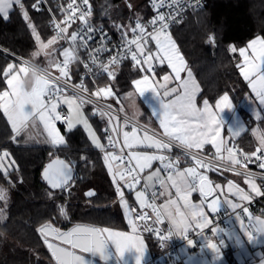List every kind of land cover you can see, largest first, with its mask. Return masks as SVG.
Segmentation results:
<instances>
[{
    "label": "snow or ice",
    "instance_id": "snow-or-ice-1",
    "mask_svg": "<svg viewBox=\"0 0 264 264\" xmlns=\"http://www.w3.org/2000/svg\"><path fill=\"white\" fill-rule=\"evenodd\" d=\"M44 2L45 0H35L31 8L39 11ZM178 2L179 0H172V4ZM151 3L154 9L159 10L165 6L166 0H151ZM14 5L19 6L38 45L33 57L42 55L46 66H33L30 61H23L19 68L13 64L0 68V80L7 85L5 90L0 91V110L15 133L11 139L14 140L30 126L35 127L39 123L47 133L44 142L60 150L66 146V139L57 128V122L66 125L68 133L82 126L91 144L103 154V162L112 177L118 203L131 228L129 233L110 228L75 225L64 232L55 228L52 222H46L38 231L51 250L56 264H96V258L107 262L110 256L115 255L122 259L125 253H134V264H143L145 245L142 233L145 232L157 235L161 241L176 232L185 238L189 232H196L202 240V251L206 247L218 253L217 244L208 242L209 238L204 235V230L211 226L213 235L226 232L229 239L239 244L242 238L235 227L227 230L215 227L205 211L207 208L211 213H217L222 203L218 193H224L221 184H214L209 179L207 171L219 172L221 175L225 171L233 172L244 178V183L252 194L257 197L264 195L256 182L257 175L264 182V171L253 173L249 169L250 163H256L260 170H264V130L253 129L258 146L251 153L229 146L228 141L222 138V121L214 112L213 106L208 100H204L203 107H197L196 94L199 86L192 78V73L188 71V79L181 77V72L186 69V62L167 31L173 22L168 15L157 11L148 21L136 15L127 25H114L120 32V43L110 50V39L103 32V27L95 26L91 22L90 0H67L65 5L59 6L58 11L63 19L57 21L53 18L50 21L55 34L46 42L32 24L22 0H0L2 18L9 17ZM128 6L132 7L131 4ZM97 36L100 37L99 43L92 47ZM211 39L209 37L210 41ZM64 44L68 46L64 47ZM150 44L153 46L150 47ZM81 50L86 53V60L81 58ZM230 50L233 53L238 51L243 58L237 67L249 82L260 104L264 105V37L257 36L246 47H232ZM103 53L109 54L106 62L101 57ZM128 60L132 62L133 71L143 75L131 81L135 86L134 92L125 93L124 98L130 99L135 92L143 96L146 91H151L157 102L152 108V116L159 121L162 132L138 125L127 117L123 118L121 124L119 112L124 111V108L113 109L110 103H106L103 107L94 106L92 112L93 116L99 115L106 124L102 137L98 136L89 123V118L84 115V106L96 105L107 98L117 100L118 93L114 90L117 69ZM77 63L83 65L85 76L96 75L91 67L95 66L98 72L109 78L107 84L104 87L94 85L93 91L85 84L83 76L79 83H70L74 75L72 65ZM165 64L172 74H164L160 80L155 79L159 66ZM173 81L179 83L172 87ZM69 90L71 95L68 94ZM63 106L67 107L66 118L61 115ZM231 107L227 94L215 105L221 111ZM257 119L262 117L257 115ZM125 127H130L131 130H124ZM242 128L243 125H238L230 131L233 136H238ZM102 138L106 143H102ZM206 145L214 148L210 156L204 155ZM173 146L182 150V157L171 155ZM53 155L54 153H50V159ZM82 159L87 163V157ZM155 164L159 166L154 167ZM17 170L11 153L0 150V175L8 179ZM42 178L51 189L64 192L70 188L74 179L73 162H66L59 157L51 159L44 168ZM138 185H141L139 190ZM125 189L135 191L136 201L142 211L136 212L130 206L125 197ZM193 193H199V203H193ZM227 193L240 201L234 202L226 195L223 199V203L236 214L241 228H244L243 219L236 210L242 209L252 219L251 213L247 207H243L242 202L251 201L253 195L232 180L227 181ZM68 194L71 195L70 192ZM85 195L94 197L96 193L90 190ZM49 198L54 199V194L49 192ZM160 199L164 202L157 203ZM0 202L7 207V191L3 187H0ZM145 209H150L151 215ZM58 210L61 216L67 218L63 205L58 206ZM0 216H3L2 209ZM165 221L168 223V236L160 235L163 228L157 227ZM255 221L252 226L259 235L247 232V241L258 245L264 243L260 239V236H264V219L256 217ZM49 237L59 243H53ZM187 244L192 245L193 241L188 239ZM183 251L182 248L181 252ZM191 259L190 256L189 260ZM202 264H209V261L203 260Z\"/></svg>",
    "mask_w": 264,
    "mask_h": 264
},
{
    "label": "trees",
    "instance_id": "trees-1",
    "mask_svg": "<svg viewBox=\"0 0 264 264\" xmlns=\"http://www.w3.org/2000/svg\"><path fill=\"white\" fill-rule=\"evenodd\" d=\"M32 1L22 0V3L42 40L46 41L53 36L48 15L43 11H34L30 6ZM90 3L94 19L106 25L114 36L120 35L116 27L107 23V19L111 18L108 13L112 14L108 9L110 0H90ZM139 5L140 17L151 16L146 0ZM27 23L19 6H13L7 19L0 14V44L25 58L33 55L36 46ZM169 33L199 81L201 90L198 99L206 98L214 104L222 94H228L248 125L236 139V145L243 152L254 151L257 140L252 127L257 125L264 130V116L257 119L248 107L252 99L257 109L249 85L237 67L239 54L230 49L231 45L238 48L256 35L264 37V0H207L204 7L191 10L181 22L174 24ZM209 37H212L211 41ZM11 60L0 52V68L6 67ZM167 71L165 65H160L156 76L160 77ZM141 75L143 73L133 71L131 64L121 65L114 89L118 98L130 91L131 81ZM98 83L102 85L104 80L98 79ZM5 87L6 82L0 80V91ZM119 100L114 101L121 107ZM84 110L97 135L102 137L104 122L97 115H92L90 107H84ZM60 128L66 139V146L60 150L45 143H23L19 137L11 139L14 133L0 110V149L11 153L18 169L8 179L0 175V187L7 191V207L0 203L3 210V216H0V264H55L37 230L46 221L60 228H67L75 222H87L131 229L122 213L115 208L118 196L103 162V154L91 144L82 126L71 133L63 124ZM105 141L102 138V143ZM50 153L73 162L75 176L68 191L52 190L41 180V170L50 159ZM171 154L179 152L172 148ZM83 157H87V163ZM89 188L96 191L94 197L85 196V190ZM49 192L54 194V199L49 198ZM131 193V190L125 189L129 201H132ZM61 205L65 207L67 218L59 213L58 206ZM250 210L264 215V197L250 205ZM143 238L152 256L156 252L155 244L151 238Z\"/></svg>",
    "mask_w": 264,
    "mask_h": 264
},
{
    "label": "crops",
    "instance_id": "crops-1",
    "mask_svg": "<svg viewBox=\"0 0 264 264\" xmlns=\"http://www.w3.org/2000/svg\"><path fill=\"white\" fill-rule=\"evenodd\" d=\"M2 15V14H1ZM171 35V34H170ZM257 36L262 37L261 35H256L254 37H252L251 39H249L245 44L239 46L237 49L239 48H244L248 45V43L250 41H252L253 39H255ZM171 39L175 42V40L173 39V37L171 36ZM154 44V42H153ZM176 44V42H175ZM177 46V44H176ZM178 48V47H177ZM155 50V49H153ZM179 50V49H178ZM180 52V51H179ZM238 52V51H237ZM181 54V52H180ZM239 54V53H238ZM249 54H250V50H249ZM182 55V54H181ZM183 56V55H182ZM184 58V57H183ZM185 60V58H184ZM243 60L242 57L239 56V63H241ZM186 62V60H185ZM238 63V64H239ZM165 66L168 68V71L165 74H172L171 73V69L165 64ZM188 71H190L192 73V78L194 79L195 83L199 86V91L196 94V104L197 107H203V101L207 100L206 98H203L201 100L198 99V94L201 90V86L199 84V81L197 80L196 76L194 75L193 71L191 70V68L187 65L186 62V69L184 71L181 72V77L182 79H188L187 73ZM240 71V69H239ZM164 75V74H163ZM161 75L160 77H157L155 79L160 80L161 77L163 76ZM243 77V76H242ZM137 78H140L137 77ZM135 78V79H137ZM244 78V77H243ZM247 81V80H246ZM178 81H173L171 86L175 87L176 84H178ZM248 85L249 82L247 81ZM134 88L135 86L132 85V89L128 92H134ZM250 91L252 96L254 97V102L256 104L257 109L255 108V106H250V108L253 110V112L255 113V115H259V116H264V105H261L259 102V99L256 97L255 92L252 91L250 85H249ZM226 94V93H225ZM225 94H222L217 100L216 102ZM228 95V94H227ZM229 96V95H228ZM120 101L122 102L120 105L121 107L124 108V112L127 113L128 115L133 114V112H138L139 107L143 108V112H141L140 116H144V118H147L148 122L153 124V128L156 129L157 131L162 132V129L159 128V121L155 119V117L152 116V108L156 105V100L153 99V93L151 91H146L145 94L143 96H141L138 92H135L134 95L130 98V99H125L124 98V94L121 95V97L119 98ZM229 100L231 102L232 107L229 108H224L223 111H221L220 109L215 108L216 102L210 103L209 104L213 106V110L214 112L217 113L218 118L221 119L222 121V138L225 139L226 141H228V143H230L231 141H234L236 143V139L248 128L247 122L245 121L244 117L242 116V114L240 113V111L237 109V107L235 106V104L233 103V101L231 100V98L229 97ZM66 107V106H65ZM67 108V107H66ZM259 108V110H258ZM261 108V109H260ZM129 110V111H128ZM140 111V110H139ZM146 113V114H145ZM139 114V113H138ZM59 125L60 123L57 122ZM238 125H243V128L240 130V134L238 136H233L232 132L230 131V129H234L236 128ZM64 127H66V125H64ZM253 129H260L259 126H254L252 127V133H253ZM262 130V129H261ZM15 136V134H14ZM21 135L17 136L20 138ZM256 137V136H255ZM257 140V139H256ZM34 142L31 143H27V144H33ZM258 146V141H257V145L256 148ZM204 152L208 155H211L214 152V148L211 145H206ZM173 157H180L179 154H171ZM159 166L158 164H155L154 167ZM252 169L258 170V171H264V170H260L257 166H251ZM207 175L209 177V179L211 181L215 183H219L221 184L222 188L224 189V193L220 194L218 193V195H220L221 198V206L219 209H231L229 208L226 204L223 203V199L225 197V195L229 198L232 199L234 202H238L240 203V201L238 200L237 197L232 196L231 194L227 193V181L228 180H232L235 184L239 185L241 188H243L246 192H249L251 195H254L250 192V189L248 188V185L244 183V178L240 177V176H236L233 172H228L225 171L223 173V175H221L219 172H213V171H208ZM256 182L257 185L260 186L261 184V179L259 177L256 176ZM159 191V189L157 190ZM174 192V190H172ZM131 200L135 203H137L136 198H135V192L132 191L131 193ZM193 203H199L201 197L199 195H197L196 193H194L191 197ZM211 199V198H210ZM159 202L163 203L164 200L160 199ZM249 201H244L242 202V204H245ZM138 204V203H137ZM249 210V213H251L252 215V220L256 223L255 218L259 217L260 219H264V215L260 214L259 212H253L250 210V207H247ZM205 211L208 212L209 214V218L211 216V212L209 209L205 208ZM242 217V216H241ZM246 217H248V213H246ZM243 219V223H244V217H242ZM46 222H51V221H46ZM43 222L42 224L46 223ZM53 223V222H52ZM40 224L37 228V230L40 228V226L42 225ZM75 225H88V226H95V227H99V228H110L112 230H117V231H123V232H131V229H120V228H115V227H109V226H100V225H96V224H92V223H87V222H75L72 225H70L67 228H60L58 226H56L53 223V226L55 228L60 229L61 231L67 232L69 231L71 228H73ZM245 225V223H244ZM217 228L220 229H225L222 226H215ZM235 227V230L237 233L242 235L243 230L246 232H249L246 228V226L244 228H241L240 223L235 219L232 223L231 226L229 228L226 229H230ZM39 235L41 236L43 242H44V238L42 237V235L40 234V232L38 231ZM177 234H181L178 233ZM259 235V234H257ZM224 234L221 233H217L215 235H213L211 228H210V236H208L210 243H215L217 244V247L219 248V252H215L211 249L208 248H203V251L201 250V245H202V240L200 239V241L196 244H192V245H182L180 249H184L183 253L184 255L187 256V258H189L190 256L192 257V259L190 260V264H197V261L199 260H204L206 256L210 257V255L213 257L214 254H223L224 256H227L226 251H228L227 248H223L220 245L221 240L224 238ZM243 240L250 246V248H254V247H260L262 249V253L260 254V256H255V258H253V260L251 262H248L250 264H264V243H260L258 245H253L251 244L249 241H247V237L242 236ZM49 239L53 242V243H59L58 241L53 240V238L49 237ZM144 239V238H143ZM260 239L262 241H264V236H260ZM226 241H228V243H232L235 244L237 246V243L234 242V240L232 239H227ZM45 246L47 247L46 243L44 242ZM144 245H145V252H144V261L143 264H152L150 262L151 259V251L148 247L147 241L144 239ZM62 246H66V245H62ZM67 247V246H66ZM109 247L111 248L112 245L110 244ZM53 261L56 264L55 258L52 256L51 250L47 247ZM192 249V250H191ZM87 255V254H86ZM229 259V257H228ZM243 261V260H242ZM241 261V263L243 264V262ZM230 263V261H229ZM96 264H134V253H125L124 258L122 259H118L115 255L110 256V259L107 262H104L102 260H99V258H96ZM231 264V263H230Z\"/></svg>",
    "mask_w": 264,
    "mask_h": 264
},
{
    "label": "built area",
    "instance_id": "built-area-1",
    "mask_svg": "<svg viewBox=\"0 0 264 264\" xmlns=\"http://www.w3.org/2000/svg\"><path fill=\"white\" fill-rule=\"evenodd\" d=\"M34 2H35V0H33L31 2V5ZM66 2H67V0H45L44 4L41 5V10H39V11L46 12V14L48 15V24H49V27H50L53 35L55 33L53 31L52 26L50 25V21L53 18H55L57 21H60L63 19L62 14L58 11V7L61 5H65ZM206 2H207V0H179L178 3L172 4V0H166L165 6L158 10V9H154L152 7L151 0H146V5L151 11V16L145 17V18L142 17V18L144 21L151 20L155 16L157 11H162L163 13L168 15L169 20L173 21L172 23H170V26L167 30L169 32L171 27L174 24L181 22L185 18V16L187 15L188 12H190L191 10H194V9H199V8L204 7ZM90 5H91V3H90ZM91 8H92V17H91L92 24L95 26H102L103 27V32L105 34H107V36L110 39V43L108 44V48L110 50L113 49L116 45H118L120 43V35L118 34L117 36H114L113 33L110 31V29L106 25H104L100 22H97L94 19V10H93L92 5H91ZM150 30H151V28H149V31ZM99 40H100V37L97 36L96 42L93 43L91 46L96 47L97 44L99 43ZM0 52L3 53L4 55L10 57L12 60H18V61H22V62L27 61L21 55L17 54L16 52L8 49L7 47H5L1 44H0ZM112 55H115V52H112ZM80 56L82 59L86 60V53L83 50H81ZM101 57L106 62L109 58V54L103 53V54H101ZM126 63H129L132 65V62L130 60H128V61H125L122 64H120L119 67L123 64H126ZM31 64L33 66H37L33 63H31ZM91 67L93 68V73H97V74L96 75L89 74V75L85 76V69H84L82 64L77 63V64L72 65L74 75L72 76L70 83H79L80 78L83 76L85 84L89 88H91L93 91L95 90L94 85L98 86V87H104L107 84L109 78H107L102 72H98V70L96 69L95 66H91ZM101 78L104 80V84H102V85L98 83V79H101ZM68 94L69 95L72 94L70 90L68 91ZM106 103H110L112 105L113 109H117L118 107H120L111 98H107L106 100H100L98 102V104H96V105L86 104L84 107H90L92 109V112H93L94 106L103 107ZM61 115L65 118L68 115L67 108L65 106H63V108L61 109ZM97 116L99 117V115H97ZM119 117L121 118V120H120L121 124H123V118L127 117L131 122L138 123V125H143L139 121H137L136 119L132 118L130 115L125 113L124 111L119 112ZM59 123L63 124L61 122H59ZM105 126H106V124L104 122V128H105ZM105 143H106V141H105ZM229 146H236L237 147V145L234 141H231L229 143ZM172 148L179 152L180 157L183 156L182 150L180 148L175 147V146H173ZM244 153H251V152H244ZM204 155L210 156V155L206 154L205 152H204ZM252 165H257V164L256 163H250L249 164V169L253 173H260L261 172V171L252 169L251 168ZM185 166H187V165H182V167H185ZM257 177L260 178L259 175H257ZM260 187H261V191L264 192V182L261 181ZM158 189L159 188L157 186V190ZM196 194L199 195V193H196ZM263 197H264V195L258 196V197L253 195V199L251 201L243 204V207H250V205L254 204L258 200L262 199ZM157 203H159V200L157 201ZM130 206L132 208H134L136 212L142 211L139 208V204H137L133 201L130 202ZM144 211H148L149 215H151L150 209H145ZM236 212L239 213L242 217H244V223H245L247 230L249 232H253L254 234H257L256 228L252 226L255 224V222L252 219H249L248 217H246V213H244L242 211V209H237ZM210 219L212 220L214 226H222L224 228H229L231 226V223L236 219V214L233 213L232 209H219L217 213H215V214L211 213ZM157 227L163 228V231L160 233V235L168 236V223H167V221H165V223L163 225H157ZM210 228H211V226L204 230V235L206 237L210 236ZM142 235H143V237L151 238L155 244L156 252L151 256V259H150V262L152 264H183V258H182L181 252H180L181 246L186 245L188 239H191L193 241V244H195V243L197 244L201 239V237L198 236L196 232H189L187 234L186 238L182 234L179 235L176 232L173 235L168 236V238L166 240H163V241L159 240L157 235L152 234V233L145 232V233H142Z\"/></svg>",
    "mask_w": 264,
    "mask_h": 264
},
{
    "label": "rangeland",
    "instance_id": "rangeland-1",
    "mask_svg": "<svg viewBox=\"0 0 264 264\" xmlns=\"http://www.w3.org/2000/svg\"><path fill=\"white\" fill-rule=\"evenodd\" d=\"M142 1L143 0H110L108 9L111 10L112 14L108 13L109 15H111V18L107 19V23L110 24V25H113V26L114 25H127V24H129L130 22H132V20H134L136 15H140V7H139L140 5L139 4ZM129 4L132 5L131 8L128 6ZM122 12H124V13L121 14ZM125 14H126V16L123 17V15H125ZM46 41H44V42H46ZM67 46H68L67 44H64V47H67ZM231 46L234 47V45H231ZM37 50H38V45L36 43L34 52H36ZM23 58L26 59L27 61H30L31 63H33L35 65L40 66V67H45L46 66V60H45V58L42 55L38 56V57H33V55H32L29 58H25V57H23ZM21 63H22V61L11 60L8 64H13L17 68H19L21 66ZM155 78H157V76ZM6 87H7V85H6ZM6 87H5V89H6ZM5 89H3V90H5ZM118 99L119 98L117 97V101H118ZM253 100H254V97H253ZM120 103H122V102L120 101ZM250 106H253L252 99H251L248 107H250ZM143 111H144L143 108L139 107L138 112H135V113L133 112V114H131L130 116L132 118L136 119L137 121H139L144 126H147L149 128H153V124L148 122L147 118H144V116H140L141 112H143ZM84 115L87 116L85 110H84ZM6 120H7V118H6ZM89 123L94 128V125H93L92 121H90V119H89ZM9 126L11 128V124L10 123H9ZM56 126H57V128H59L61 134L63 135L62 130L60 128V125L57 123ZM65 129L67 130L66 127H65ZM11 130H12V128H11ZM124 130L130 131L131 129H130V127H125ZM138 134H140V133L138 132ZM20 135L21 136H20L19 139L23 143H31V142H34V143H45L44 141L47 138V133L43 130V125L39 124V123L35 127L30 126L27 130L22 132ZM45 144H48V143H45ZM71 186H72V183H71ZM140 188H141V185H138L137 186V190H139ZM68 190H69V188L65 189V191H68ZM133 192H135V191H133ZM125 197H126V199L128 200V202L130 204L131 201H129L127 196H125ZM0 203H2V202H0ZM137 203H138V201H137ZM159 203H161V202H159ZM114 205H115V208L119 212L122 213L125 221L128 222L127 221V217L125 216L121 205L118 203V199L115 201ZM222 233L225 236L222 239L223 243L220 242V245L223 248L225 247V248L228 249V251H226V253H227V256L229 257V259L232 261V262H230L231 264H242L241 263L242 260H243L242 261L243 264H250L248 262H251L253 260V258H255V256H260V255H256L257 253H260V254L262 253V249L260 247H254V248L252 247V248H250V246L243 239L240 241L239 244H237V246L235 244L228 243V241H226L228 239V236H227L226 232H222ZM242 236L247 237L246 232L244 230L242 232L241 238H243ZM180 252H181V249H180ZM181 255H182V258H183V264H186V262H187V264H190L189 258H187V256L184 255L183 252H181ZM228 257L224 256L223 254H214L213 257L211 255H210V257L206 256L204 260L209 261V264H230L229 263L230 260L228 259ZM202 261H203L202 259L200 261L198 260L197 264H202Z\"/></svg>",
    "mask_w": 264,
    "mask_h": 264
},
{
    "label": "water",
    "instance_id": "water-1",
    "mask_svg": "<svg viewBox=\"0 0 264 264\" xmlns=\"http://www.w3.org/2000/svg\"><path fill=\"white\" fill-rule=\"evenodd\" d=\"M56 157H59V156H52L51 159H55ZM61 160H65L66 162H68V160H66L65 158H62V157H59ZM51 159L47 160L41 170V180L51 189L50 185H48L47 181H45L42 176H43V171H44V168L47 166V164H49L51 162ZM75 176V169L73 167V177ZM52 190H57V189H52ZM94 191L96 193V191L93 189V188H89L87 190H85V193L87 191ZM86 196V195H85ZM87 197V196H86Z\"/></svg>",
    "mask_w": 264,
    "mask_h": 264
},
{
    "label": "clouds",
    "instance_id": "clouds-1",
    "mask_svg": "<svg viewBox=\"0 0 264 264\" xmlns=\"http://www.w3.org/2000/svg\"><path fill=\"white\" fill-rule=\"evenodd\" d=\"M262 234H264V232H262Z\"/></svg>",
    "mask_w": 264,
    "mask_h": 264
}]
</instances>
